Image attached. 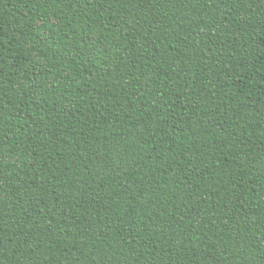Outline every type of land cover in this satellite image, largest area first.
<instances>
[{
	"label": "trees",
	"instance_id": "16d2710c",
	"mask_svg": "<svg viewBox=\"0 0 264 264\" xmlns=\"http://www.w3.org/2000/svg\"><path fill=\"white\" fill-rule=\"evenodd\" d=\"M0 264H264V0H0Z\"/></svg>",
	"mask_w": 264,
	"mask_h": 264
}]
</instances>
